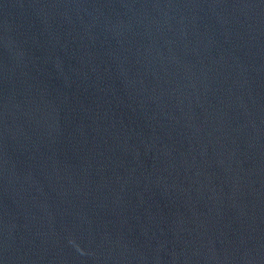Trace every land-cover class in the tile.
Masks as SVG:
<instances>
[{
	"label": "water",
	"instance_id": "1",
	"mask_svg": "<svg viewBox=\"0 0 264 264\" xmlns=\"http://www.w3.org/2000/svg\"><path fill=\"white\" fill-rule=\"evenodd\" d=\"M0 264H264V0H0Z\"/></svg>",
	"mask_w": 264,
	"mask_h": 264
}]
</instances>
